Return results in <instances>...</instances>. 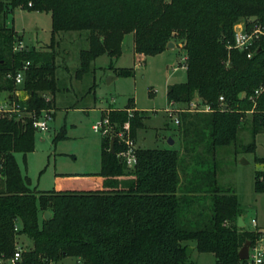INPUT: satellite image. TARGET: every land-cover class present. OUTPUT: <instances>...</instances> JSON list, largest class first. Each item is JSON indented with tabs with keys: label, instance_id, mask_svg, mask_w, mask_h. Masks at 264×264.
<instances>
[{
	"label": "trees",
	"instance_id": "16d2710c",
	"mask_svg": "<svg viewBox=\"0 0 264 264\" xmlns=\"http://www.w3.org/2000/svg\"><path fill=\"white\" fill-rule=\"evenodd\" d=\"M16 8L50 14V49L61 32H87L77 78L104 53L117 59L129 33L139 56L162 53L168 42L181 44L185 81L167 87V100L185 106L201 100L212 111H181L180 149L137 147L132 168L117 157L122 149L117 137L101 136L100 170L82 175L88 181L81 188L50 190L32 189L15 159V153L34 149L31 120L0 117V258L13 253L23 233L30 240L23 264L64 257L80 264H195L186 254L189 246L212 254L214 264L244 263L239 249L260 232L238 226L242 208L234 188L219 183V151L233 146L235 154L254 152L255 136L264 132V90L254 96L264 87V0H0V92L14 90L8 75L28 61L23 91L27 106L39 113L53 106L58 90L56 55L53 50L13 51L18 37L5 16ZM241 22L248 31H261L251 57L228 47ZM113 71L133 73L132 68ZM132 102L111 109L108 117L115 130L129 121L134 137L146 114L134 110L129 117ZM245 124L251 140L242 144L238 131ZM65 137L61 127L53 141ZM255 161L264 163V158ZM254 191L264 192V170L255 172Z\"/></svg>",
	"mask_w": 264,
	"mask_h": 264
},
{
	"label": "rangeland",
	"instance_id": "374dc122",
	"mask_svg": "<svg viewBox=\"0 0 264 264\" xmlns=\"http://www.w3.org/2000/svg\"><path fill=\"white\" fill-rule=\"evenodd\" d=\"M1 21V18H0ZM5 24L12 26L18 39L26 44L23 50L55 52V75L58 90L53 106L46 109L51 114L47 132H34V149L26 154L15 153L20 169L30 180V187L36 190H50L56 187V175H87L100 170L101 134L94 132L92 125L108 115L111 109L101 113L102 109L125 107L130 100L152 118L143 124L132 137L136 145L137 136L146 139L140 148L180 149L177 126L166 117L164 109L171 108L166 97L167 87L185 81V69L182 67L184 50L181 44L174 43L173 48H165L162 53L153 56H139L133 49V34H126L122 41V54L110 62L107 55H100L91 65V69L76 77L79 67V51L87 47L86 31L61 32L56 36L53 47L49 48L51 37V18L47 12L14 9L5 16ZM20 40V39H19ZM111 65V68L109 66ZM114 68H132L129 76H117ZM116 76L108 82L109 77ZM6 91L0 92V100ZM129 109L136 110L134 104ZM185 105H177L174 112L179 114ZM155 109V110H152ZM157 109V110H156ZM163 110V111H162ZM138 111V110H136ZM156 111L157 113H155ZM250 113V112H249ZM55 115V116H54ZM249 119V115L247 116ZM65 127L66 137L57 142L54 135ZM111 125V132H119ZM175 142L170 145L167 139ZM251 140L247 124L238 131V142L247 144ZM254 152L234 153L233 146L219 151V183L233 187L242 208V217L247 229H254L251 218H257L258 225H264V192L254 191V176L257 170H264V163L255 158H264V132L255 136ZM244 159L246 163L241 162ZM264 227V226H263ZM263 229L264 228H260ZM30 240L22 233L16 237V245L22 249L29 246ZM195 264H214L212 254L191 252ZM49 264H80L73 257H64Z\"/></svg>",
	"mask_w": 264,
	"mask_h": 264
},
{
	"label": "built area",
	"instance_id": "2783aa9c",
	"mask_svg": "<svg viewBox=\"0 0 264 264\" xmlns=\"http://www.w3.org/2000/svg\"><path fill=\"white\" fill-rule=\"evenodd\" d=\"M261 31L256 28L248 31L244 24L238 23L234 26V40L233 43L228 47L236 49L238 51H246L247 57L252 56V48L254 47L255 40L258 38ZM22 43L17 40L14 44L13 51H22ZM184 60V58H183ZM29 62H25L22 68L18 69L13 75H8V77L13 79L14 90L11 93H8V97H4L0 100V117H6L8 119H13L15 121L24 122L31 120V123L35 130L40 132H47L49 130L48 120L51 119V114L49 111L40 110L36 112L34 109H30L27 106L26 100L27 96L23 91V84L25 73ZM184 68V66L182 65ZM264 87L261 86L254 90V96H259ZM242 96V94H241ZM219 103L224 104V98L219 97ZM173 103V102H171ZM190 111V112H211L212 108L209 104L203 103L201 100L191 101L184 109H178V111ZM128 116L132 117L133 110L127 109ZM166 112L170 120H173L176 125L179 124L178 114L174 112V108H167ZM94 132L100 133L101 136H116L122 149L117 153V157L120 158L127 167L132 168L136 163V145L134 140L130 136V123L126 121L122 125V129L119 132H111V123L108 115L100 118L96 123L92 125ZM0 165V178L2 177ZM251 223L254 226V229H257L260 234L259 236L249 245L248 249V258L245 259L244 263L240 264H264V230L259 229L256 224V219L251 218ZM15 231H18L19 226L14 227ZM22 247L16 245L13 253L7 258H0V264H23L22 257Z\"/></svg>",
	"mask_w": 264,
	"mask_h": 264
},
{
	"label": "crops",
	"instance_id": "0c3cea01",
	"mask_svg": "<svg viewBox=\"0 0 264 264\" xmlns=\"http://www.w3.org/2000/svg\"><path fill=\"white\" fill-rule=\"evenodd\" d=\"M37 12V11H36ZM50 15V14H49ZM15 30V29H14ZM18 34H19V32L17 31V30H15ZM19 41L22 43V46L24 47L26 44H24L23 43V41H22V36L21 35H19ZM122 54V53H121ZM102 55H107L106 53H104V54H102ZM108 56V55H107ZM99 57V56H98ZM97 57V58H98ZM109 57V56H108ZM109 59H110V62H112V60H116V59H111L110 57H109ZM95 61V60H94ZM94 61H93V63H94ZM183 63V62H182ZM184 69H185V67H184ZM56 76V75H55ZM116 78V76H114V79ZM113 79V80H114ZM57 80V79H56ZM57 88H58V86H57ZM2 93V92H1ZM4 93V96H6V97H8L9 96V94H8V92H3ZM54 102H55V94H54ZM168 103H169V105L171 106V108L172 107H177V105L178 104H176V103H171V102H169L168 101ZM133 104H134V102H133ZM113 108H115V107H107V108H104V109H102L101 111V113H103L104 111H106L107 109H113ZM122 108H124V107H122ZM134 108L136 109V110H144V111H147V110H145V109H142V108H139V107H137L135 104H134ZM167 108H169L168 106H167ZM166 108V109H167ZM118 109H121V108H118ZM166 109H164V111H165V113H166V117H168V113L166 112ZM152 110H155V109H152ZM157 110V109H156ZM163 111V110H162ZM155 113H157L156 111H154ZM55 116V115H54ZM169 118V117H168ZM170 119V118H169ZM145 120V124L147 123V122H151V120H152V118L150 117V116H148V114H146V118L144 119ZM146 126V125H145ZM144 126V127H145ZM146 139H144V138H141V137H139V136H137V138H136V145L137 146H140L141 145V142L142 141H145ZM175 142V141H174ZM167 148V147H166ZM19 165V164H18ZM20 167V166H19ZM22 172V171H21ZM23 173V172H22ZM24 175H26L25 173H23ZM86 180H87V178L86 177H83L82 175H79L78 177H73V176H71V175H67V176H62V175H56V179H55V183H56V187H61V188H74V189H76V188H81L82 187V185H83V183L84 182H86ZM88 181V180H87ZM263 193V192H262ZM261 194V193H260ZM237 200H238V198H237ZM242 218V220H243V222H244V219H243V217H241ZM256 224H257V226L256 227H260V228H264L263 226L264 225H258V222H257V218H256ZM244 226H245V222H244Z\"/></svg>",
	"mask_w": 264,
	"mask_h": 264
},
{
	"label": "water",
	"instance_id": "95a60500",
	"mask_svg": "<svg viewBox=\"0 0 264 264\" xmlns=\"http://www.w3.org/2000/svg\"><path fill=\"white\" fill-rule=\"evenodd\" d=\"M173 47H174V43L173 42H168L166 44V48H168V49L169 48H173ZM113 79H114V76L113 77H109L108 82H111ZM239 96H241V93L239 94ZM167 142H168V144L172 145L174 143V140L171 137H169L167 139ZM110 150H111L112 153L114 152V140L113 139L110 142ZM241 162L246 163V161L244 159H242ZM43 217L45 219H49L50 212L45 211L44 214H43ZM238 226L239 227H243L244 226V222H243V220H242L241 217L238 218ZM249 245H250V241L247 240V241H245V243L243 244V246L239 249V251H238V258L240 260H245V259L248 258ZM192 250H193V247H191V246H189V247L186 248V254H187V256H189L191 254Z\"/></svg>",
	"mask_w": 264,
	"mask_h": 264
}]
</instances>
